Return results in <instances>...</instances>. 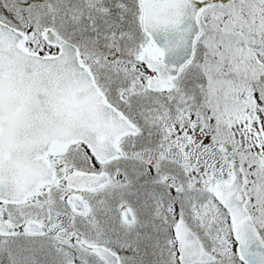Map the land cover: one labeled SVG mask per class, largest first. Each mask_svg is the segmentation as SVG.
Here are the masks:
<instances>
[{
	"label": "snow or ice",
	"instance_id": "obj_1",
	"mask_svg": "<svg viewBox=\"0 0 264 264\" xmlns=\"http://www.w3.org/2000/svg\"><path fill=\"white\" fill-rule=\"evenodd\" d=\"M0 264H264V0H0Z\"/></svg>",
	"mask_w": 264,
	"mask_h": 264
}]
</instances>
